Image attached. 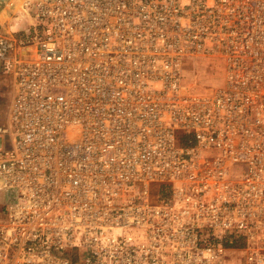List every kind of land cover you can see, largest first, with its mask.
<instances>
[{
	"label": "built area",
	"instance_id": "1",
	"mask_svg": "<svg viewBox=\"0 0 264 264\" xmlns=\"http://www.w3.org/2000/svg\"><path fill=\"white\" fill-rule=\"evenodd\" d=\"M16 8L0 264H264V0ZM197 59L215 87L185 82Z\"/></svg>",
	"mask_w": 264,
	"mask_h": 264
},
{
	"label": "rangeland",
	"instance_id": "2",
	"mask_svg": "<svg viewBox=\"0 0 264 264\" xmlns=\"http://www.w3.org/2000/svg\"><path fill=\"white\" fill-rule=\"evenodd\" d=\"M10 5L0 14V24L12 26L15 22V17L17 16L18 8L16 5L19 4L20 0H11ZM15 28H17L15 26ZM13 28V29H15ZM184 68L186 75V83L194 91H201L204 89H210L215 87L217 82L220 83L222 73L218 72L216 69L210 67V62L203 59H197L193 62H187ZM4 79L3 91L0 97V126L6 125L9 110L11 105V100L13 96L12 80L9 77L4 76L0 71V81ZM184 132L178 131L179 137ZM3 140L0 138V147H2ZM8 143L5 144V146ZM179 146H184L185 144L178 142ZM11 200V195L4 193L0 190V216L6 208V205Z\"/></svg>",
	"mask_w": 264,
	"mask_h": 264
},
{
	"label": "trees",
	"instance_id": "3",
	"mask_svg": "<svg viewBox=\"0 0 264 264\" xmlns=\"http://www.w3.org/2000/svg\"><path fill=\"white\" fill-rule=\"evenodd\" d=\"M180 141L183 144H187L186 137L184 135L180 136ZM171 189L167 185H155L152 188V199L154 201H164L167 200L170 197ZM230 236L225 237L224 244L226 247H242V242H234V244H230L229 242ZM70 259L74 264H83L78 260L77 253L73 252L69 254Z\"/></svg>",
	"mask_w": 264,
	"mask_h": 264
},
{
	"label": "water",
	"instance_id": "4",
	"mask_svg": "<svg viewBox=\"0 0 264 264\" xmlns=\"http://www.w3.org/2000/svg\"><path fill=\"white\" fill-rule=\"evenodd\" d=\"M11 0H0V14L6 9L8 5H10Z\"/></svg>",
	"mask_w": 264,
	"mask_h": 264
},
{
	"label": "crops",
	"instance_id": "5",
	"mask_svg": "<svg viewBox=\"0 0 264 264\" xmlns=\"http://www.w3.org/2000/svg\"><path fill=\"white\" fill-rule=\"evenodd\" d=\"M2 85H4V79L2 80V81H0V97H1V94H2V91H3V86ZM11 102H12V100H11ZM10 111V110H9ZM9 117V116H8ZM7 122H8V119H7ZM7 122H6V124H7ZM5 126V125H4Z\"/></svg>",
	"mask_w": 264,
	"mask_h": 264
}]
</instances>
